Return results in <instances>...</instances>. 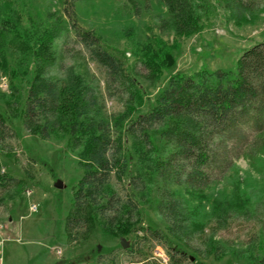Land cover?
Segmentation results:
<instances>
[{
    "label": "trees",
    "instance_id": "16d2710c",
    "mask_svg": "<svg viewBox=\"0 0 264 264\" xmlns=\"http://www.w3.org/2000/svg\"><path fill=\"white\" fill-rule=\"evenodd\" d=\"M85 1L60 0L65 25L73 31L74 40L88 59L101 67L106 96L121 102L123 110L105 115L103 101L80 74L69 72L63 79L48 76V69L56 64L51 45L64 29L63 20L49 13L42 27L27 31L33 30V38L37 39L33 73L18 119L29 134L41 139L64 137L67 147L76 153L82 172L71 187V203L64 216L68 242H85L96 229L113 236L142 231L138 241L163 245L168 264H183L191 259L189 255L160 229L142 226L136 192L144 193L146 182L142 172L133 174L129 169L125 139L130 138L131 148L148 170L147 189L154 194V209L169 233L182 234L187 230L188 214L174 188L198 194L225 177L234 165V157H254L264 148V39L242 49L233 70H203L194 76L170 73L154 98L148 100L141 85L104 46L100 36L77 23L76 6ZM154 1L166 12V16H159L160 30H171L174 39L168 42L154 34L147 38L143 65L151 80L163 68L174 65L178 37L192 35L202 27L196 0ZM221 1L231 17L247 22L250 18L246 15L252 17L258 3ZM140 2L148 9L152 0ZM262 3L264 10V0ZM8 27L0 24L2 69L7 66L6 50L17 43L12 38L18 33ZM145 105L147 109L140 112ZM153 134L167 145L161 156L155 154ZM13 136L9 118L0 111L1 151L10 148L8 139ZM27 176L14 177L0 165V189L22 190ZM249 242L252 249L246 254V264H264V243L258 244L257 235ZM126 251L134 253L132 247ZM220 251L219 246L214 248L215 254ZM135 254L145 256L141 251ZM118 258L109 256L108 264H119Z\"/></svg>",
    "mask_w": 264,
    "mask_h": 264
},
{
    "label": "rangeland",
    "instance_id": "374dc122",
    "mask_svg": "<svg viewBox=\"0 0 264 264\" xmlns=\"http://www.w3.org/2000/svg\"><path fill=\"white\" fill-rule=\"evenodd\" d=\"M262 2L258 0L252 17L246 15L250 18L247 22L231 17V11L221 0H196L201 29L178 37L174 65L163 68L154 80L146 77L143 65L147 38L154 34L168 42L174 39L171 30L161 31L159 27V16H166L164 7L154 0L148 9L140 0H87L76 6V18L81 27L93 29L100 36L104 46L141 85L145 97L152 100L172 72L194 76L203 70H233L242 49L264 39ZM61 8L60 0H0V24L18 33L15 38L8 37L17 43L6 50L7 66L0 67V111L9 118L14 130V136L8 139L10 148L0 150V165L14 177L29 175L22 190L0 189L2 264H108L112 255L119 256V264H163L154 250L159 246L165 254V247L151 240L138 241L142 231L113 236L96 229L85 242L66 240L64 216L71 203V187L82 170L64 137L41 139L29 134L18 119L33 73L37 39L33 38V30L27 31L42 27L49 13L60 17L64 29L51 45L56 64L48 69V76L63 79L69 72L82 75L103 101L107 116L122 111L123 104L106 96L101 67L90 61L74 40ZM17 19L21 20V26ZM146 109L145 105L139 111ZM151 139L155 154L163 155L167 145L156 134ZM125 145L130 156L129 169L133 174L142 172L146 182L144 193L136 192L142 226L160 229L170 242L189 255L191 259L183 264H246L253 235L259 236L258 244L264 243V148L254 157H234V165L225 177H219L198 194L175 187L188 214V226L182 234H172L153 207L154 194L147 189L150 180L145 175L148 173L145 164L135 155L130 138L125 139ZM57 181L63 183V188L54 186ZM26 190L32 191L30 197L26 196ZM32 201L38 203L33 212L29 210ZM122 238L126 248L121 245ZM216 246L221 250L217 254ZM130 247L133 254L126 251ZM56 248L61 250L60 255L56 254ZM139 251L145 256L135 254Z\"/></svg>",
    "mask_w": 264,
    "mask_h": 264
},
{
    "label": "built area",
    "instance_id": "2783aa9c",
    "mask_svg": "<svg viewBox=\"0 0 264 264\" xmlns=\"http://www.w3.org/2000/svg\"><path fill=\"white\" fill-rule=\"evenodd\" d=\"M25 194H26L27 197H30L32 195V191L31 190H26ZM37 207H38V203H36L35 201L29 202V210L31 212L36 211ZM0 246H1V241H0ZM55 252L58 255L61 254V250L58 249V248L55 249ZM155 254L162 258L163 264H168V258L166 256V254H162V250L159 248V246L155 247L154 255ZM0 264H2V256H1V254H0Z\"/></svg>",
    "mask_w": 264,
    "mask_h": 264
},
{
    "label": "water",
    "instance_id": "95a60500",
    "mask_svg": "<svg viewBox=\"0 0 264 264\" xmlns=\"http://www.w3.org/2000/svg\"><path fill=\"white\" fill-rule=\"evenodd\" d=\"M54 186L58 189H61L63 188V183L61 181H57L54 183ZM121 245L126 248L127 246V243L125 242L124 238L121 239Z\"/></svg>",
    "mask_w": 264,
    "mask_h": 264
}]
</instances>
